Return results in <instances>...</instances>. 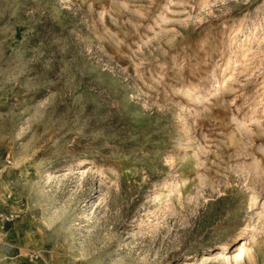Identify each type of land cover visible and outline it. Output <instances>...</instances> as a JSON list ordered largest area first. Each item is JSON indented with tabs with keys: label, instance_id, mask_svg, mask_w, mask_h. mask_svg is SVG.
<instances>
[{
	"label": "rangeland",
	"instance_id": "374dc122",
	"mask_svg": "<svg viewBox=\"0 0 264 264\" xmlns=\"http://www.w3.org/2000/svg\"><path fill=\"white\" fill-rule=\"evenodd\" d=\"M0 211V264H264V0H0Z\"/></svg>",
	"mask_w": 264,
	"mask_h": 264
},
{
	"label": "bare ground",
	"instance_id": "6f19581e",
	"mask_svg": "<svg viewBox=\"0 0 264 264\" xmlns=\"http://www.w3.org/2000/svg\"><path fill=\"white\" fill-rule=\"evenodd\" d=\"M76 163L73 165L74 167H78L80 165H82L85 160L82 159V158H79L75 161ZM247 236V233H246V230H243V229H240L238 230L235 235L231 237H226L224 240H222L220 242V247L222 250L224 248H227V247H230L229 245H233V248L228 250L227 252H225V256L224 258L226 260H230L231 256L232 257H236L238 256L242 251L245 250L246 246H247V243H246V240H245V237ZM2 241V240H1ZM4 241V239H3ZM4 242H0V247L1 245L3 244ZM39 244V243H38ZM234 252L233 255H231L229 252ZM227 253V254H226ZM3 254V253H2ZM187 256L186 257H191V254H186Z\"/></svg>",
	"mask_w": 264,
	"mask_h": 264
},
{
	"label": "built area",
	"instance_id": "2783aa9c",
	"mask_svg": "<svg viewBox=\"0 0 264 264\" xmlns=\"http://www.w3.org/2000/svg\"><path fill=\"white\" fill-rule=\"evenodd\" d=\"M18 217V213L13 211H0V222L7 223L15 220ZM3 232L0 231V241L3 238Z\"/></svg>",
	"mask_w": 264,
	"mask_h": 264
},
{
	"label": "crops",
	"instance_id": "0c3cea01",
	"mask_svg": "<svg viewBox=\"0 0 264 264\" xmlns=\"http://www.w3.org/2000/svg\"><path fill=\"white\" fill-rule=\"evenodd\" d=\"M5 235H7V232L5 233ZM1 248V247H0ZM1 256V255H0Z\"/></svg>",
	"mask_w": 264,
	"mask_h": 264
}]
</instances>
